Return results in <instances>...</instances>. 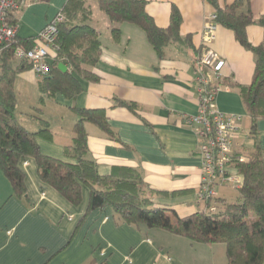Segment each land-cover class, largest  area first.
<instances>
[{
  "label": "crops",
  "instance_id": "1",
  "mask_svg": "<svg viewBox=\"0 0 264 264\" xmlns=\"http://www.w3.org/2000/svg\"><path fill=\"white\" fill-rule=\"evenodd\" d=\"M91 1L98 5L97 0ZM147 1L148 12L161 27L169 25L172 7L176 5L182 14L181 35L189 37L190 42L169 44L164 58H160L138 25L120 24L121 35L115 39L108 17L93 10L88 22L99 31L102 42L101 57L93 70L101 79H81L83 91L75 100L59 96L41 106V79L31 69L21 71L15 79L16 114L27 129L25 116L35 119L30 131L40 128V117L47 119L53 138L39 137L41 150L67 159L64 147L72 142L77 119L72 107L104 110L114 139L98 125L87 124L89 155L100 171L108 173L113 166L139 169L154 205L186 216L207 210V201L199 199V137L186 118L199 110L196 62L204 54L202 32L214 7L207 0ZM233 1L220 0L222 4ZM66 2L26 0L23 8L15 12L18 37L36 41ZM251 8L260 17L264 14V0H251ZM248 36L253 44H258L264 41V29L250 25ZM211 46L225 61L219 80L225 79L227 84H221L217 106L223 112L244 117V132L236 138L234 150L251 149L254 139L245 122L249 116L240 91L233 84L252 82L254 53L236 39L231 29L221 25ZM116 99L136 107L119 105ZM26 102L29 104L21 115L20 106ZM37 107L42 108L41 114ZM258 129L264 148V118L259 120ZM21 165L26 175V197L14 194L11 181L0 168V264H230L223 242L193 243L164 229L138 228L119 221L110 206L93 210L80 222L87 208L88 191L84 202L74 206L39 178L33 158L23 159ZM218 197L228 199L225 195Z\"/></svg>",
  "mask_w": 264,
  "mask_h": 264
},
{
  "label": "trees",
  "instance_id": "2",
  "mask_svg": "<svg viewBox=\"0 0 264 264\" xmlns=\"http://www.w3.org/2000/svg\"><path fill=\"white\" fill-rule=\"evenodd\" d=\"M100 10L113 24L115 39L121 35L119 25L133 23L147 35L150 44L164 58L166 47L173 42H190L183 38L180 27L182 14L173 5L170 23L167 27L157 24L147 10V0H97ZM217 14L219 25L231 29L236 39L255 56V70L249 85L233 84L238 87L250 118V134L254 139L251 149L233 150L229 167L240 175L241 200L230 202L216 196L207 200V206L214 205L216 212L197 211L180 216L174 209L155 206L147 195L141 171L130 166H113L108 173H102L98 163L89 155V133L87 124L93 123L109 134L115 135L105 111L74 105L77 114L73 125V139L64 147L67 159L46 155L42 152L38 138H53L50 122L40 117V128L30 131L17 117V94L15 79L19 72L31 69L27 60H19L16 47L32 48L34 39L17 38L0 52V168L11 181L13 192L26 197L25 171L21 162L33 158L38 167L39 178L61 193L71 204L80 206L88 191V204L80 222L98 208L110 206L124 223L138 228L164 229L186 237L193 243H217L226 245L230 264H264V148L259 140V120L264 118V41L253 44L249 40L248 27L257 24L264 29V14L256 17L251 0H234L222 4L220 0H207ZM64 20L59 24L56 41L59 50L50 61L49 72L39 81L40 105L57 97L75 100L83 91L81 79L97 82L101 76L93 68L100 60L102 42L99 31L89 24L93 14L87 0H67L61 10ZM11 23L18 25L15 13ZM199 60V59H198ZM197 60V61H198ZM67 65L63 72L59 64ZM219 80V79H218ZM225 80V79H224ZM224 80L215 79L218 85ZM116 103L135 109V104L125 100ZM38 114L42 108L37 107ZM99 264H111L103 261Z\"/></svg>",
  "mask_w": 264,
  "mask_h": 264
},
{
  "label": "built area",
  "instance_id": "3",
  "mask_svg": "<svg viewBox=\"0 0 264 264\" xmlns=\"http://www.w3.org/2000/svg\"><path fill=\"white\" fill-rule=\"evenodd\" d=\"M26 0H0V52L18 38V25L11 23V14L19 11ZM64 20V14L59 11L43 28L32 48L17 46L15 55L19 60H27L31 70L42 79L50 68V61L59 50L56 38L59 24ZM219 24L216 12L206 19L202 32L204 54L196 62L198 75L199 110L194 116L187 117L189 124L195 126L199 137V152L201 156L202 184L199 192L201 201L216 197L215 186L232 183L240 186L242 179L229 167V161L234 150L236 138L244 132L242 114L226 113L217 106V96L221 85L215 79L222 76L225 61L212 48ZM208 212H216L214 205L207 206Z\"/></svg>",
  "mask_w": 264,
  "mask_h": 264
},
{
  "label": "rangeland",
  "instance_id": "4",
  "mask_svg": "<svg viewBox=\"0 0 264 264\" xmlns=\"http://www.w3.org/2000/svg\"><path fill=\"white\" fill-rule=\"evenodd\" d=\"M87 3L92 7L93 10H97L99 12H102V11H100V8L98 7V5L94 4L91 0H87ZM28 104H29L28 102L21 104L20 109H19V113L21 115H22L21 112L25 111V107H27ZM20 114H19V117L21 118L22 116H20ZM25 117L27 118V121H28L27 122V125L29 127L28 129H32L31 127H34V126H30V125H33V122L35 119L32 118L31 116H25ZM245 122L248 125V127H249V125H251L250 118H246ZM215 190H216V196H218L219 194L221 196L225 195L230 202H238L241 200V194H240L239 189L237 188L236 185H234L232 183H225L222 185H217V186H215Z\"/></svg>",
  "mask_w": 264,
  "mask_h": 264
},
{
  "label": "water",
  "instance_id": "5",
  "mask_svg": "<svg viewBox=\"0 0 264 264\" xmlns=\"http://www.w3.org/2000/svg\"><path fill=\"white\" fill-rule=\"evenodd\" d=\"M59 68L63 71V72H66L68 70V67L66 64L64 63H60L59 64Z\"/></svg>",
  "mask_w": 264,
  "mask_h": 264
}]
</instances>
